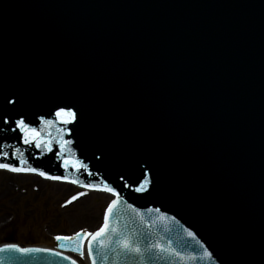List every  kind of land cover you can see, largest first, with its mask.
I'll list each match as a JSON object with an SVG mask.
<instances>
[{
    "label": "water",
    "instance_id": "1",
    "mask_svg": "<svg viewBox=\"0 0 264 264\" xmlns=\"http://www.w3.org/2000/svg\"><path fill=\"white\" fill-rule=\"evenodd\" d=\"M21 154L120 193L96 264H264V0H0V163ZM52 253L0 264H72Z\"/></svg>",
    "mask_w": 264,
    "mask_h": 264
},
{
    "label": "rangeland",
    "instance_id": "2",
    "mask_svg": "<svg viewBox=\"0 0 264 264\" xmlns=\"http://www.w3.org/2000/svg\"><path fill=\"white\" fill-rule=\"evenodd\" d=\"M80 192L86 195L67 203ZM112 200L36 176L0 172V245L14 240L22 246H52L59 236L93 232Z\"/></svg>",
    "mask_w": 264,
    "mask_h": 264
},
{
    "label": "snow or ice",
    "instance_id": "3",
    "mask_svg": "<svg viewBox=\"0 0 264 264\" xmlns=\"http://www.w3.org/2000/svg\"><path fill=\"white\" fill-rule=\"evenodd\" d=\"M12 104H15L16 101L12 100ZM56 116L58 118H61L62 123L64 124H73L76 122L77 119V112L74 108L68 107V108H61L59 111L56 112ZM17 125L19 129L24 133V142L31 144L33 142L36 143V147H41L42 144H44L47 147L48 151H51V142L49 141H44L42 138H40V132L33 127H30L28 124L25 123L23 119L18 120ZM45 123L51 124L52 122L46 121ZM15 131V129H13ZM63 131V129H61ZM65 143H70V141H64L62 142V146ZM16 152L19 153L20 150L16 149ZM4 157L8 156V153L5 152L3 153ZM17 159L20 161V166H15L14 164H9V163H0V169L7 170L12 173H34L38 174L42 177H45L46 179L50 180H66L68 181V177L64 176H53V175H48L46 172H44L41 169H38L36 167H33L27 158L23 156V154L17 156ZM72 164L73 167L77 169V171H80V163L77 162H72L65 160L64 166L67 168L69 164ZM91 175V173H89ZM73 184H79L81 187L84 188H89V189H95V190H103L107 191L110 193H113L117 199L113 200L112 204L108 207L104 224L103 227L100 228L99 231H96L95 233L92 232H78L75 236H59L56 239L57 240H66V241H71L72 242V248L71 251L79 253L81 257H84L85 252H84V243L85 241H88L87 243V250L89 253H92L94 248H101V249H108L111 244L112 240L111 237L112 235H120L117 233L116 229L109 224V218L113 215L114 209L118 207V205L121 203L119 197L120 193L116 192L115 189L105 185L103 189L99 188L98 185L96 184H81L79 180H70L68 181ZM149 183L148 180L144 181V185H147ZM146 190L143 186L140 188H137L136 191H144ZM86 195L85 192H80L76 196H73L69 201H67L68 204H71L73 201L79 199L81 196ZM66 206V205H65ZM190 236H194V233L189 232ZM90 238V239H89ZM119 244L120 248L123 249L124 252L129 253V254H136L140 257L144 256V251H152V249H157L160 254L164 253H169L171 255H176L179 256L180 253L175 251V249L171 248L169 245L168 247H165L164 245L160 244L159 242H152L147 249L142 251L141 247L139 246V241H133L130 237L128 236H123L121 239L117 241ZM65 245H61V248H64ZM10 251H15V252H21L27 255H30L35 252H46L50 251L48 249H43V248H19L16 245H10L7 248H0V252H10ZM53 255H61V253L56 252L52 253ZM208 257L211 258L212 254L207 253ZM65 259H71L70 257H64ZM97 261V256L92 255L91 256V262L92 264H96ZM72 264H77L75 260L72 261Z\"/></svg>",
    "mask_w": 264,
    "mask_h": 264
},
{
    "label": "bare ground",
    "instance_id": "4",
    "mask_svg": "<svg viewBox=\"0 0 264 264\" xmlns=\"http://www.w3.org/2000/svg\"><path fill=\"white\" fill-rule=\"evenodd\" d=\"M69 236V235H68ZM45 248H50V246H45ZM79 264H88V261L86 258H83L81 260H78Z\"/></svg>",
    "mask_w": 264,
    "mask_h": 264
}]
</instances>
